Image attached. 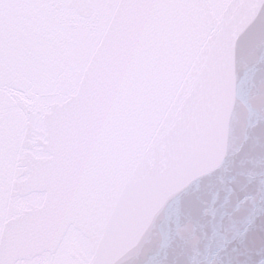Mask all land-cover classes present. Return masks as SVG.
Here are the masks:
<instances>
[{
    "label": "snow or ice",
    "instance_id": "1",
    "mask_svg": "<svg viewBox=\"0 0 264 264\" xmlns=\"http://www.w3.org/2000/svg\"><path fill=\"white\" fill-rule=\"evenodd\" d=\"M234 75L264 156V0H0V264H131L141 191L236 135ZM218 264H264V208Z\"/></svg>",
    "mask_w": 264,
    "mask_h": 264
},
{
    "label": "water",
    "instance_id": "2",
    "mask_svg": "<svg viewBox=\"0 0 264 264\" xmlns=\"http://www.w3.org/2000/svg\"><path fill=\"white\" fill-rule=\"evenodd\" d=\"M252 68L246 61L238 65L243 72ZM244 84L260 86L251 77ZM251 106V97L242 98L234 75L225 121L236 135L220 140L211 153L194 152L141 191L131 217L145 209L149 216L129 253L131 264H218L220 251L247 231L249 215L264 208V156L245 149L255 127Z\"/></svg>",
    "mask_w": 264,
    "mask_h": 264
}]
</instances>
